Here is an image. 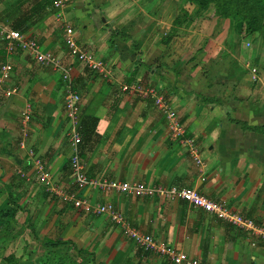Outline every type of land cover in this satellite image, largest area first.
<instances>
[{
  "label": "crops",
  "instance_id": "1",
  "mask_svg": "<svg viewBox=\"0 0 264 264\" xmlns=\"http://www.w3.org/2000/svg\"><path fill=\"white\" fill-rule=\"evenodd\" d=\"M114 3L124 9L109 12ZM206 13L181 0H71L61 20L75 29L81 48L110 65L111 78L70 56L52 0H0V32L34 39L70 68L81 97L80 122L89 120L92 131L98 120L79 147L90 178L196 189L264 226V131L257 130L264 129V37L243 35L236 21ZM3 52L0 37V69L13 65L11 84L20 92L7 98L0 87V184L12 213L28 223L25 234L35 225L40 238H60L88 252L93 264H174L140 248L107 214H84L52 194L28 155L33 148L64 193L113 205L133 227L188 258L264 264L263 241L183 200L76 185L62 73L26 49ZM125 84L152 86L165 97L201 164L174 136L154 99L124 92ZM27 104L32 121L24 140ZM36 248L38 254L44 249L41 243Z\"/></svg>",
  "mask_w": 264,
  "mask_h": 264
},
{
  "label": "built area",
  "instance_id": "2",
  "mask_svg": "<svg viewBox=\"0 0 264 264\" xmlns=\"http://www.w3.org/2000/svg\"><path fill=\"white\" fill-rule=\"evenodd\" d=\"M70 1L71 0H52V6L58 12L57 17L62 22L64 28L65 43L70 56L74 60L86 64L93 72L99 74L100 76L104 78H111L112 72L110 65L105 61L96 59L93 54L81 48L76 39L75 29L61 20L64 18V12L69 7ZM0 37L3 50H5L8 55L14 54L17 49H26L42 66L53 68L54 70L62 73V80L65 86L66 115L69 121L68 138L73 149L71 167L76 185L80 187L87 186L103 192L114 190L117 193L125 195L137 194L139 196L183 200L192 207L201 209L216 217L218 220L224 221L236 229L246 231L247 233L253 235L257 240L264 242L263 225H259L254 220L230 210L225 203L216 202L207 198L206 196L200 194L196 189L177 186L171 188H162L158 186L149 188L142 183L114 182L108 180L100 182L90 178L87 175L79 156V146L82 142V135L79 130L81 97L79 92L74 87L70 68L65 67L61 59L56 57L53 53L43 51L41 46L34 39L25 40L20 32L1 30ZM13 70L14 68L11 63H5L0 69V87L4 88L3 92L7 98L13 97L20 92L19 86L11 84ZM256 72L257 70L253 69V73ZM254 79H256L255 76ZM122 90L132 96L154 99L156 107L166 115L169 121V127L174 136L177 138L179 137V140L188 145L195 162L197 164H201V159L198 155L195 143L192 140L185 138L184 129L180 125L176 113L171 109L170 104L165 97L158 94L156 88L148 85L125 84L122 87ZM31 121L32 107L30 104H27L24 107L21 121L24 140H27L29 137V126ZM28 155L33 161L35 170L39 174V177L45 187H47V189L61 201L71 203L75 209L87 215L99 216L107 214L113 223L120 225L124 230V233L140 248L147 252H151L159 256H165L174 264H201L199 261L190 259L183 253L178 252L176 249L165 245L154 236L145 234L138 228L133 227L126 219L125 215L113 205H94L86 200L78 198L74 193H64L52 182L51 175L45 171L41 158L37 155L33 148L28 149ZM256 243V241L253 242L252 246H256Z\"/></svg>",
  "mask_w": 264,
  "mask_h": 264
},
{
  "label": "trees",
  "instance_id": "3",
  "mask_svg": "<svg viewBox=\"0 0 264 264\" xmlns=\"http://www.w3.org/2000/svg\"><path fill=\"white\" fill-rule=\"evenodd\" d=\"M197 4L199 10L204 13L210 11L211 8L214 9V15L226 19H231L236 21L241 25L243 35H252L260 30H264V0H186ZM187 15L184 11L181 16ZM125 38V37H124ZM4 57L8 54L5 50ZM68 119V118H67ZM93 129L90 131L87 129L89 125V120L83 119L80 122L79 130L82 135V142L79 147L83 146L85 141L91 138L94 134L95 128L98 120L93 119ZM82 126V130H81ZM86 128V129H85ZM246 128H248L246 126ZM264 131V129H257ZM13 208V207H12ZM11 209L7 212V214ZM12 218H17L16 213H11ZM7 217V215H4ZM32 233L38 235L39 231L35 229V225H30ZM39 243H41L44 248L39 254L36 263L30 264H93V260L90 258V254L84 250L71 248L67 246V242L60 240V238L44 237L40 238ZM37 237V238H38ZM29 244L26 245L27 259L31 258L32 252L29 251ZM24 257H16L15 255H10L6 258L8 264H25L22 262ZM27 264V263H26Z\"/></svg>",
  "mask_w": 264,
  "mask_h": 264
},
{
  "label": "rangeland",
  "instance_id": "4",
  "mask_svg": "<svg viewBox=\"0 0 264 264\" xmlns=\"http://www.w3.org/2000/svg\"><path fill=\"white\" fill-rule=\"evenodd\" d=\"M127 4V0H124ZM186 1V0H181ZM116 7V4L114 3L112 8L109 9V12H114L118 9H124L122 5H118ZM214 14V9L211 8L210 11L206 13V15H212ZM205 15V14H204ZM257 35H260L262 38L264 37V30H260L257 32ZM260 37V38H261ZM264 41V38H263ZM256 45V44H255ZM248 51H255V46ZM0 183H2L0 181ZM12 203L10 201L9 197L7 196L5 192V186L0 184V264H8L6 262V258L10 255H15L16 257H24V260H22L23 263H36L39 258V254L42 252H37V245L39 244V241L37 243L36 240H40L38 235H41V231H39L38 235L36 236V233L28 232L25 234L26 227L28 223H25V219H17L12 218L10 214L14 210L12 206L9 205ZM14 203V201H13ZM11 209V211L7 214V212ZM4 215H7V217H4ZM38 231V227H37ZM38 237V238H37ZM29 244L28 252H32L31 258L27 259V252H26V245Z\"/></svg>",
  "mask_w": 264,
  "mask_h": 264
}]
</instances>
